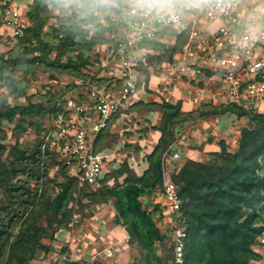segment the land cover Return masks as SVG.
Segmentation results:
<instances>
[{
  "label": "trees",
  "instance_id": "obj_1",
  "mask_svg": "<svg viewBox=\"0 0 264 264\" xmlns=\"http://www.w3.org/2000/svg\"><path fill=\"white\" fill-rule=\"evenodd\" d=\"M70 1L72 4L67 6ZM125 1L34 0L27 12L29 24L9 57L0 52V84H7L15 98H28L26 105L0 108V131L3 123L16 122V142L6 157L7 146L0 143V264H32L40 251L52 250L45 240L54 238L55 226L70 229L77 214L83 220L92 215V209L109 203L117 211L116 221L128 226L130 241L137 239L146 250L148 264H175L170 239V251L164 256L157 252V244L167 241V236L154 220L158 206L148 211L142 197L163 186V155L178 142L180 126L227 113L246 120L240 126L237 147L229 148L226 140H220V151L213 152L220 163L186 157L170 174L181 198L187 231L183 264H260L264 257L259 250L264 228V112L247 110L234 102L205 103L189 111L181 100L138 101L129 107L131 111L162 113L150 127L160 131L161 136L152 151L144 154L149 165L140 175L125 160L118 168H111L95 189L80 187L78 178L69 175V166L46 140L52 116L62 111L57 105L62 95L50 91L27 95L26 74H36L40 68L49 73L50 79L60 78L62 73L105 82V78L98 80L87 74L88 52L110 41L108 34L121 24L119 8ZM59 4L71 12L54 16ZM53 17L59 25H50L46 30ZM157 34V38L139 43L152 50L138 66L139 84L144 76L148 84L152 65L174 62L189 38V30L179 32L173 27ZM166 34L175 35V41L161 40ZM21 66L25 76L16 79L13 73ZM122 112L119 110L98 133L96 152L111 149L117 142L119 134L111 127ZM26 124L37 132L36 142L28 148L20 142ZM2 137H7L5 131ZM138 150L143 149L138 146ZM54 166L57 169L51 174Z\"/></svg>",
  "mask_w": 264,
  "mask_h": 264
},
{
  "label": "built area",
  "instance_id": "obj_2",
  "mask_svg": "<svg viewBox=\"0 0 264 264\" xmlns=\"http://www.w3.org/2000/svg\"><path fill=\"white\" fill-rule=\"evenodd\" d=\"M20 6L17 0H0V21L14 27L17 36L29 24L26 15L21 18ZM118 19L121 24L110 41L88 52L87 74L105 78V82L76 77L69 82L52 80L55 84L50 91L61 93L57 105L62 111L52 116L46 140L69 166V175L78 178L80 187L100 186L108 163L117 157L108 149L96 152L94 141L119 110H128L139 89L138 66L147 52L139 43L157 38L163 28L189 30L188 41L175 61L164 64L170 74L195 67L213 71L209 85L193 88L192 99L199 107L234 102L264 112V0H126ZM214 22H218L216 28L210 29ZM63 84L64 93L59 88ZM187 125L180 126L178 134L185 133ZM181 155L174 148L164 153L163 186L144 195L160 204L154 220L172 242L175 264L184 262L187 231L169 168ZM259 240L264 247V228Z\"/></svg>",
  "mask_w": 264,
  "mask_h": 264
},
{
  "label": "rangeland",
  "instance_id": "obj_3",
  "mask_svg": "<svg viewBox=\"0 0 264 264\" xmlns=\"http://www.w3.org/2000/svg\"><path fill=\"white\" fill-rule=\"evenodd\" d=\"M21 6V12L27 17V12L34 0H17ZM73 1L68 2L71 5ZM66 6V5H64ZM63 5L59 4L54 9V16H64L69 14L71 10L64 11ZM95 12L102 14L100 9L95 8ZM29 22V20H28ZM50 25H59V21L56 17H53L46 27V30H50ZM112 33L108 34L110 37ZM18 42V36L15 33L14 27L5 23H0V52L5 53L6 57H9V52L14 48ZM167 42V41H166ZM172 43V42H167ZM152 51V50H151ZM158 64V63H157ZM163 74L168 75L165 70H162ZM8 74L11 71L7 70ZM25 68L18 67L15 69L13 75L16 79L25 76ZM159 74V72L157 71ZM162 75V74H161ZM74 77L70 74H60V79L64 82H69V78ZM27 81L24 86H27V95L33 94H46L53 87L54 81L49 78V73L43 72L40 68L36 74H26ZM142 78H145L142 77ZM56 79V78H54ZM59 79V78H58ZM4 82V81H3ZM174 85V81H172ZM52 85V86H51ZM192 87V86H191ZM61 92L64 93L65 85H59ZM194 86L192 87V89ZM11 88L7 84H0V108H4L5 105H26L28 103L27 97L15 98L10 92ZM191 89V90H192ZM51 92V91H50ZM55 93V92H54ZM61 96V93L56 92ZM61 99V98H60ZM130 117H125L120 120H115L112 124V132L118 133L119 137L117 142L113 145L112 149L115 148L117 158L114 161L108 163L107 172L111 168H118L125 160H128L130 166L139 174L141 170V159H145L144 152L138 150V146L142 149L144 146L141 145V140L147 133L151 131L150 127L152 123L146 118L145 111H140L138 114L131 115V110H125ZM18 119V118H17ZM19 120V119H18ZM245 119L241 120L239 125L245 123ZM15 123H3L2 131H0V143H4L7 146L5 156L11 149L13 143L16 142L14 138V126ZM3 131H5L7 137L3 140ZM36 129L31 127L29 124L25 125V131L22 133L20 142L23 147H31L37 138ZM238 134V133H237ZM231 138V137H230ZM230 144H235L232 139ZM147 148V147H146ZM233 148V146H230ZM179 150V149H177ZM143 151V150H142ZM180 151V150H179ZM182 154V153H181ZM186 156L181 155L176 162L170 166V174L173 168L179 167ZM210 161L209 163H211ZM215 163H220L218 159H215ZM175 166V167H174ZM57 167L51 168V174L56 171ZM24 177H27L24 176ZM122 179V178H121ZM114 180L111 181L113 184ZM146 207H154L155 202L148 198H143ZM92 215L80 220V215L77 214L75 221L71 223L70 229L54 227V238L46 239L45 242L52 247V250L47 253L40 251V256L32 261V264H148V258L146 256V250L142 247L141 243L136 239L134 242L130 241V235L128 232V226L122 222H117V211L112 203L102 204L92 209ZM158 213H155L157 217ZM163 217H161L162 219ZM167 241L161 245L157 244V252L159 255L164 256L170 251V240L167 237ZM264 255V247L259 248ZM260 264H264V257Z\"/></svg>",
  "mask_w": 264,
  "mask_h": 264
},
{
  "label": "crops",
  "instance_id": "obj_4",
  "mask_svg": "<svg viewBox=\"0 0 264 264\" xmlns=\"http://www.w3.org/2000/svg\"><path fill=\"white\" fill-rule=\"evenodd\" d=\"M217 24L218 22H214L211 25L209 24V28L215 29ZM175 38L176 37L173 34H166L162 40L165 42H174ZM148 50L149 52H152L150 49H147V52L142 60H144L146 55L149 53ZM168 61L169 60H166L163 63L154 64L150 67L151 75L148 80V84L146 85L145 83L146 78H141V83L138 84V92L132 98L129 107L138 101L161 102L162 99L165 98L173 100L174 102L181 100L185 110L191 111L200 108L199 104L192 99L194 92L192 87H204L209 85L211 83L213 71L209 68L201 70L200 68L202 67L186 68L185 71L179 72V75L182 74V77H180L178 74L174 75L173 73L170 74L168 72V68L166 69L167 66L164 65L168 63ZM162 70H165V72L169 74H163ZM209 72L210 75H208ZM172 81H174V85H172ZM138 113L139 111L134 110L131 112V115ZM125 117H130V114L123 111L117 120ZM161 117L162 113L160 111L151 110L146 113V118L152 124H155ZM241 120L242 119L238 118L236 114L227 113L223 116H208L204 118H197L193 122L188 121L187 124L189 125H187L186 132L178 135L179 140L173 145V148L176 150L179 149L183 156L203 162L212 161L211 163H213L215 162V159H218L213 152L220 151V140H226L229 148L230 146H233L234 148L237 147V142L240 136L239 123ZM147 134L148 136H145L144 139L141 140V145L144 146L142 151L144 154L152 151L154 145L159 141L161 136V132L158 130H151ZM229 139H232L235 144L231 145ZM114 151H116L115 148L108 149L109 153ZM148 165L149 164L146 159H141V170L139 171L140 175L143 174ZM143 198L144 196L142 199ZM155 205L158 206L159 209L160 204ZM146 208L148 211L155 210L153 207ZM158 209H156V212Z\"/></svg>",
  "mask_w": 264,
  "mask_h": 264
}]
</instances>
